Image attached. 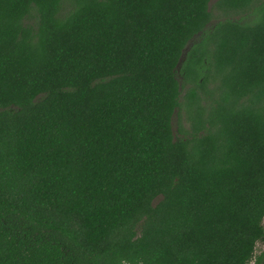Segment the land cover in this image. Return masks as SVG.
I'll use <instances>...</instances> for the list:
<instances>
[{"label": "trees", "instance_id": "16d2710c", "mask_svg": "<svg viewBox=\"0 0 264 264\" xmlns=\"http://www.w3.org/2000/svg\"><path fill=\"white\" fill-rule=\"evenodd\" d=\"M263 222L264 0H0V264H250Z\"/></svg>", "mask_w": 264, "mask_h": 264}, {"label": "rangeland", "instance_id": "374dc122", "mask_svg": "<svg viewBox=\"0 0 264 264\" xmlns=\"http://www.w3.org/2000/svg\"><path fill=\"white\" fill-rule=\"evenodd\" d=\"M217 13L214 12V15H216ZM219 16V15H218ZM233 17H236V15H233ZM215 21V20H214ZM180 118L175 117L174 119V129L177 131V129L179 128L180 123L185 126L187 128V123H186V114H182L180 113ZM180 119V121L178 120ZM264 225V222H263ZM264 250V243L258 242L256 245V250H255V257L258 256L262 251ZM255 260V259H254ZM253 260V261H254Z\"/></svg>", "mask_w": 264, "mask_h": 264}, {"label": "flooded vegetation", "instance_id": "af4514ba", "mask_svg": "<svg viewBox=\"0 0 264 264\" xmlns=\"http://www.w3.org/2000/svg\"><path fill=\"white\" fill-rule=\"evenodd\" d=\"M260 242H261V243H264V240H262V241H260ZM255 250H256V248H255ZM263 255H264V250H263L258 256H256V257H255V254H254V258H253V260H254V259H255V260H254V261L252 260V262H251L250 264H256L258 258L261 257V256H263Z\"/></svg>", "mask_w": 264, "mask_h": 264}]
</instances>
